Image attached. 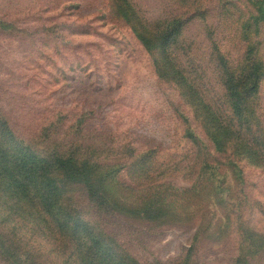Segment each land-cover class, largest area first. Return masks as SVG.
<instances>
[{
    "label": "rangeland",
    "instance_id": "rangeland-1",
    "mask_svg": "<svg viewBox=\"0 0 264 264\" xmlns=\"http://www.w3.org/2000/svg\"><path fill=\"white\" fill-rule=\"evenodd\" d=\"M131 2L150 28L178 10L170 0ZM204 6L210 12L206 22L199 18L185 22L183 36L192 61L189 57L181 61L184 70L195 76L197 92L218 107L224 101L223 91L209 59L207 32H213V41L226 59L237 61L242 51L235 23L246 19L251 9L247 0H221L220 5L206 0ZM115 10L112 0H0V122H7L17 139L44 156L58 145L105 149L113 145L93 159L122 162L125 170L120 180L126 184H132L130 164L146 152H157L156 167L160 171L169 167L160 174L162 182L178 187H187L192 180L187 170L197 147L185 139L189 124L198 145L210 153L209 162L221 168L219 175L226 176L229 196L245 198L238 208L242 219L264 233V171L236 157L232 162L240 169V183L232 168L223 165L227 162L224 155L213 150L198 128L181 90L159 72L155 49L144 48L138 40L142 30H133ZM255 40L264 67V25ZM254 106L264 129V75ZM224 109L229 114L225 105ZM122 144L136 151L133 158L121 153ZM73 195L88 212L84 216L98 222L120 251L140 264L172 262L193 244L195 223L158 225L117 215L118 211L105 218L94 213L78 187H73ZM207 210L210 227L196 250L194 264H231L238 235L235 227L226 232L223 216L228 211L214 201ZM224 234L220 244L217 239ZM0 245L27 259L26 264H67L64 258L70 252L65 241L50 237L29 216L1 210ZM1 251L0 264H15ZM251 264H264V254Z\"/></svg>",
    "mask_w": 264,
    "mask_h": 264
},
{
    "label": "trees",
    "instance_id": "trees-1",
    "mask_svg": "<svg viewBox=\"0 0 264 264\" xmlns=\"http://www.w3.org/2000/svg\"><path fill=\"white\" fill-rule=\"evenodd\" d=\"M112 1L116 4L115 13L132 25L133 30H142L137 35L142 46L155 49L159 72L167 83L178 88L179 92L181 90L195 114L193 117L198 128L204 132L213 150L224 155L227 162H222L223 165L232 168L240 183L242 176L237 164L232 162L234 158L247 159L251 166L264 171V129L254 106L264 75L259 43L255 40L260 26L264 25V0H247L251 11L246 19L235 23V33L241 43L239 53L242 51L237 61L226 59L213 41V32H207L211 51L209 59L223 91L224 101L218 107L197 92L195 76L184 70L181 61L190 58L191 51L183 36L185 22L198 18L207 21L210 12L208 6H204L206 0H170L176 5L177 14L168 15L155 28L145 25L131 0ZM215 1L221 4V0ZM235 9V13L239 12L238 8ZM224 105L229 114H225ZM0 124V210L2 213L25 214L50 237L65 241L70 250L64 258L67 264H140L120 251L98 222L84 216L88 212L79 206L73 187L82 191L86 203L98 216L102 214L109 218V213L118 211L120 214L117 215H129L158 225L195 223L192 246L165 264H194L198 246L210 227L211 216L208 217L207 208L211 201L227 209L223 216L226 232L235 227L238 235L236 255L231 264H251L264 254V233L250 228L238 209L243 206L245 198L229 196L227 182L223 180L226 176L219 175L221 168L209 162L210 153L204 145H198V138L189 129V124L185 139L194 142L197 151L192 167L187 170L192 177L187 187L162 182L160 174L166 173L169 167L165 165L161 171L156 167L157 152H146L130 164L128 173L132 184H126L120 180V174L125 170L122 162L93 159L99 152L112 150L113 145L109 149L77 143L58 145L56 150L44 156L17 139L7 122ZM120 147L121 153L128 154V158L135 156V150L123 144ZM81 151L86 152L82 154ZM224 236L217 239L220 244L224 243ZM0 249L1 254L15 264L28 262L11 248L0 245Z\"/></svg>",
    "mask_w": 264,
    "mask_h": 264
}]
</instances>
